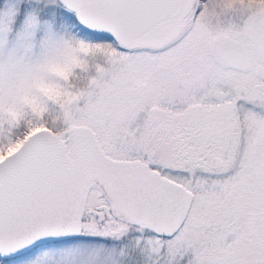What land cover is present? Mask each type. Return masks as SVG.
Masks as SVG:
<instances>
[{
  "label": "snow or ice",
  "instance_id": "snow-or-ice-1",
  "mask_svg": "<svg viewBox=\"0 0 264 264\" xmlns=\"http://www.w3.org/2000/svg\"><path fill=\"white\" fill-rule=\"evenodd\" d=\"M0 264H264V0H0Z\"/></svg>",
  "mask_w": 264,
  "mask_h": 264
}]
</instances>
